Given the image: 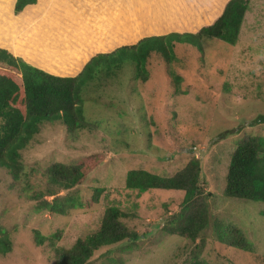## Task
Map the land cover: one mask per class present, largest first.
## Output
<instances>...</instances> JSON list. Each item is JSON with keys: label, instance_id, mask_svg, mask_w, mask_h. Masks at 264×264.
Segmentation results:
<instances>
[{"label": "rangeland", "instance_id": "1", "mask_svg": "<svg viewBox=\"0 0 264 264\" xmlns=\"http://www.w3.org/2000/svg\"><path fill=\"white\" fill-rule=\"evenodd\" d=\"M217 5L214 0H189L176 10L159 8L154 12L141 4L134 26L136 40L130 42L118 41L122 37L117 34L132 31L133 25L111 26L100 19V54L144 37L195 33L218 15ZM53 14L58 15L56 11ZM111 30L114 38L104 34ZM109 45L114 47L108 49ZM201 48L202 52L191 43L174 47L177 62L168 67L152 56L144 64L149 76L145 84L134 80V66L127 63L122 71L112 69L116 78L84 88L81 107L86 121L96 126L90 132L68 133L62 121L41 123L35 141L21 152L24 171L18 181L0 168V223L11 241V251L0 258V264H54L50 246L47 242L36 245L33 232L44 237L59 233L55 246L69 249L78 238L98 229L109 206L132 215L125 223L140 239L101 248L92 264H101L94 260L102 253L120 257L123 264H176L174 254L189 241L165 236L160 228L168 215L179 211L183 192L149 190L142 194L125 189L124 183L130 170L168 177L193 157L201 165L199 187L209 194L210 223L202 233L204 258L208 264H264V203L223 195L236 143L244 136L264 137V123L253 124L264 116V0L251 1L235 45L205 38ZM83 55L75 57L81 59L80 67L93 58ZM75 58L73 65L79 64ZM167 68L181 76L178 93ZM73 70L61 76L75 77L83 68L75 66ZM90 155H101V163L82 185L59 194L79 197L83 208L66 216L36 212L35 202L28 196L31 191L46 189L40 172L51 163L74 164ZM95 188L105 190L99 202L88 207L85 202ZM215 221L237 225L252 244L253 253L219 244Z\"/></svg>", "mask_w": 264, "mask_h": 264}, {"label": "trees", "instance_id": "2", "mask_svg": "<svg viewBox=\"0 0 264 264\" xmlns=\"http://www.w3.org/2000/svg\"><path fill=\"white\" fill-rule=\"evenodd\" d=\"M172 1L176 5L177 0ZM251 1L227 0L224 3L222 0H214L218 4V15L204 23L195 33L144 37L136 43L121 46L112 53L94 56L75 77H61L32 67L14 56L24 55L28 61L36 62L42 69L58 67V63L64 59L62 55L55 58L35 55L28 43L10 36L11 28L15 29L21 23L26 26L28 38L33 32H28V18L25 16L27 12L13 18L10 12L12 0H0V42L8 40L14 54L0 48V168L6 170L14 181H18L24 171L21 152L35 141L41 123L62 121L68 133L94 130L96 126L86 121L81 107L83 90L95 81L116 78L118 74L112 69L122 71V66L129 63L134 66V80L145 84L149 76L144 64L152 56L161 58L168 67L177 62L172 49L180 44L191 43L201 52V41L205 38L235 45ZM36 3L37 0H16L13 12L18 14L26 6ZM167 74L176 89L181 76L168 68ZM177 91L178 89L175 92ZM259 123H264V116L253 122ZM102 158L101 155H90L74 164L51 163L40 172L46 181V189L29 192L28 198L35 202V211L66 216L73 210L83 208L84 203L79 197L59 194L82 185ZM200 175V161L194 157L180 171L168 177L144 170H130L126 173L124 185L129 191L142 194L149 190L183 192L179 211L168 215L160 228L165 236L189 241L188 245L178 248L174 254L177 263L184 258L183 264H208L203 256L206 240L202 233L210 223L209 194L199 187ZM104 190L95 188L85 205L90 207L97 204ZM223 195L232 199L264 203V137L244 136L236 143L227 167ZM131 218V214L119 207L109 206L102 214L98 229L78 238L69 249L55 246L59 233L44 237L39 231H34L33 238L38 246L47 242L54 254V264H92V257L101 248L126 241L135 243L140 239V235L125 223ZM214 233L219 244L244 253H253L252 244L234 223L215 221ZM10 251L11 241L0 223V258ZM97 260L101 264L124 263L120 257H111L109 253L100 254L94 261Z\"/></svg>", "mask_w": 264, "mask_h": 264}, {"label": "crops", "instance_id": "3", "mask_svg": "<svg viewBox=\"0 0 264 264\" xmlns=\"http://www.w3.org/2000/svg\"><path fill=\"white\" fill-rule=\"evenodd\" d=\"M15 1L11 2L12 17L16 18V16L27 12L25 16L28 18V32L33 33L28 38L26 26L20 22L21 25L18 27L14 25L15 29L11 28L9 35L18 41L28 43L31 52L35 55H48L50 58L62 55L64 59L58 63V67L42 69L36 62L28 61L24 55H14L8 40L3 39V42H0V48L32 67L61 76L72 73L75 66L79 69L84 67V63L83 67H80L81 59L75 57H80L83 54L85 57V53L90 54L89 57L100 54V19L102 23L108 21L111 26L133 25L132 31L130 28L117 34L122 37L118 41L130 42L136 40L137 33L134 26H136L137 9L141 7V4H147L149 9L155 12L159 8L176 10L178 7H183L187 0H177L176 5H173L172 0H111L110 2L106 0H37L35 5L26 6L21 12L14 14ZM102 9H106L104 14L101 13ZM53 11H56L58 15H54ZM107 32L109 34H104L114 38V31ZM42 40L44 42H40ZM84 42H88V46H85ZM113 47L109 45L108 49ZM20 53L22 54V52ZM74 58L78 61L77 65L79 66L73 65ZM84 61L87 64L89 60Z\"/></svg>", "mask_w": 264, "mask_h": 264}]
</instances>
